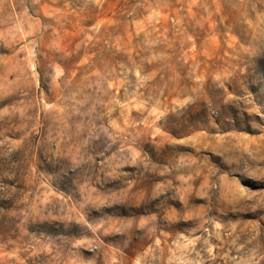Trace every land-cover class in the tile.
Listing matches in <instances>:
<instances>
[{"label":"rangeland","instance_id":"rangeland-1","mask_svg":"<svg viewBox=\"0 0 264 264\" xmlns=\"http://www.w3.org/2000/svg\"><path fill=\"white\" fill-rule=\"evenodd\" d=\"M0 264H264V0H0Z\"/></svg>","mask_w":264,"mask_h":264}]
</instances>
